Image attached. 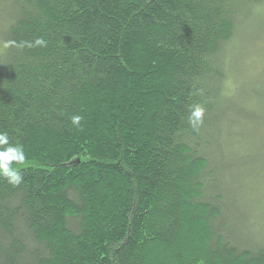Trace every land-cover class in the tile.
Returning a JSON list of instances; mask_svg holds the SVG:
<instances>
[{"label": "trees", "instance_id": "1", "mask_svg": "<svg viewBox=\"0 0 264 264\" xmlns=\"http://www.w3.org/2000/svg\"><path fill=\"white\" fill-rule=\"evenodd\" d=\"M262 10L0 0V131L27 157L0 177V264H264L240 203L264 181V74H237Z\"/></svg>", "mask_w": 264, "mask_h": 264}, {"label": "rangeland", "instance_id": "2", "mask_svg": "<svg viewBox=\"0 0 264 264\" xmlns=\"http://www.w3.org/2000/svg\"><path fill=\"white\" fill-rule=\"evenodd\" d=\"M257 17L259 18L256 22L258 31V28L262 24L264 25V10L259 12ZM1 26L2 24L0 25V31ZM256 34L262 39L258 40L254 44H252V40L245 42V44H243L242 56L238 53H235L236 55L242 57L241 63H239V65L237 66V74L240 75L241 79L245 78L246 80H256L258 78H261L264 74V30H262L260 33L258 31ZM243 36L245 35L243 34L242 38ZM255 101L256 102H253L254 107H262L259 105L260 103L258 100L255 99ZM258 134L264 135V133L259 132ZM256 137L259 138L258 141H261V138L257 134ZM258 186L260 188V191L258 190L259 193L252 192L248 189L246 191H243L240 195V203L242 205L241 209L248 220L251 221L250 217H257V220L254 223L255 226L252 227L253 229L251 228L253 232L260 228L258 224L264 226V208H260L261 203L259 202V199L264 197V181H258Z\"/></svg>", "mask_w": 264, "mask_h": 264}, {"label": "clouds", "instance_id": "3", "mask_svg": "<svg viewBox=\"0 0 264 264\" xmlns=\"http://www.w3.org/2000/svg\"><path fill=\"white\" fill-rule=\"evenodd\" d=\"M28 47H46L47 41L42 37L34 41L24 42L21 46ZM193 115L196 118L201 116V110L197 108ZM83 117L79 114H73L70 117L71 123L79 128ZM0 177H3L13 187H18L24 181L19 166L26 164L27 157L24 148L20 144H10L7 132L0 131ZM15 165V166H14Z\"/></svg>", "mask_w": 264, "mask_h": 264}]
</instances>
